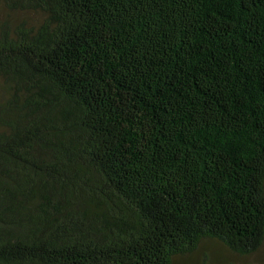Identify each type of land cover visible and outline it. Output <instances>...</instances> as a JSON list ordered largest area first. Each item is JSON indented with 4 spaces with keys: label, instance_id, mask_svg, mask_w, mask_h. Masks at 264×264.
Returning a JSON list of instances; mask_svg holds the SVG:
<instances>
[{
    "label": "trees",
    "instance_id": "obj_1",
    "mask_svg": "<svg viewBox=\"0 0 264 264\" xmlns=\"http://www.w3.org/2000/svg\"><path fill=\"white\" fill-rule=\"evenodd\" d=\"M207 244H264V0H0V264Z\"/></svg>",
    "mask_w": 264,
    "mask_h": 264
},
{
    "label": "rangeland",
    "instance_id": "obj_2",
    "mask_svg": "<svg viewBox=\"0 0 264 264\" xmlns=\"http://www.w3.org/2000/svg\"><path fill=\"white\" fill-rule=\"evenodd\" d=\"M176 264H264V244L249 256L234 255L220 249L218 245H203L202 250L189 257L182 258Z\"/></svg>",
    "mask_w": 264,
    "mask_h": 264
}]
</instances>
